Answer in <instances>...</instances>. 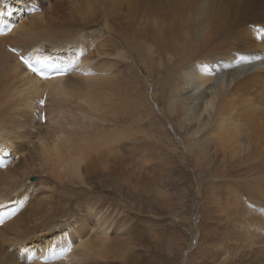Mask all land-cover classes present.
<instances>
[{
    "label": "bare ground",
    "instance_id": "1",
    "mask_svg": "<svg viewBox=\"0 0 264 264\" xmlns=\"http://www.w3.org/2000/svg\"><path fill=\"white\" fill-rule=\"evenodd\" d=\"M41 1L31 0L37 10L30 11L29 0H0L9 19L0 36V143L9 151L0 153V264L105 263L118 255L120 236L106 221L88 239L94 222L88 213L54 226L68 208V198L56 193L80 195L70 187L79 191L108 173L130 172L136 180L133 158L123 150L152 141L154 48L167 62L163 100L169 112L179 109L192 165L211 184L205 206L199 204L202 214H195V236L215 237L213 246L197 239L186 264H264V66L247 61L252 51L264 53V32L244 21L264 27V0H69L70 12L59 16L43 13ZM239 51L246 62L233 61ZM29 53L74 58L79 71L35 77L18 58ZM205 63L214 69L203 71ZM139 68L146 71L143 88ZM153 146L142 148L150 154ZM111 157L117 159L108 169L102 163ZM243 169L242 180L226 179ZM37 185L49 195L34 197ZM198 188L205 198L209 189ZM53 246L70 251L56 256L62 260L40 262Z\"/></svg>",
    "mask_w": 264,
    "mask_h": 264
},
{
    "label": "rangeland",
    "instance_id": "2",
    "mask_svg": "<svg viewBox=\"0 0 264 264\" xmlns=\"http://www.w3.org/2000/svg\"><path fill=\"white\" fill-rule=\"evenodd\" d=\"M72 4L69 0H42L41 11L43 13L54 11L59 16L60 13L62 15L69 13ZM89 33L90 31L86 35ZM152 57L154 71H151L150 81H148L151 84L148 116L149 128L153 125L152 141L137 142L135 150L132 148L123 150L125 153H130L129 156L133 158L136 180L129 175L130 172H124V175L120 172L113 173V175L108 173V177L99 178L94 183H86L85 187H79V191L70 187L74 192H80V195L68 192V189L56 193V195L68 198L66 200L68 208L63 207L58 212L54 226L61 225L67 219L74 220L82 213H88L94 222L88 225L89 231L84 234L85 239L93 238L103 221L111 226V232L115 229L113 236H120L117 243L119 252L111 259L113 262L89 263V260H85L78 264H186L191 256L195 257L193 251L198 243L197 239L202 246L209 245V248L213 246L215 237L211 236L213 239H209V237L195 236V225L199 226V222H196L197 217L199 218V214H202V212L198 213L199 204L202 202L205 206L211 192L208 174L202 180L199 179L200 171L193 167V159L185 148L186 130L179 122V109L169 112L168 103L163 100L165 96L163 76L167 65L164 53L154 48ZM139 69L137 71L140 75L138 84L143 88L146 71ZM203 90L209 92L208 87ZM250 97H255V90L250 92ZM225 100L228 99L225 98ZM14 102L15 107L19 109L20 102L18 100ZM222 111L226 112L227 109H222ZM210 112L212 113V110ZM207 114L204 112L203 116L206 117ZM152 142L154 146L150 154L145 153L142 145L150 147ZM120 144L121 142L119 146ZM113 159L117 157L109 158L106 164L102 163V165L104 167L107 165L109 169L108 166ZM143 160L145 163H142ZM246 172L245 169L232 172L226 179L242 180ZM45 180L44 176H39V181L44 182ZM133 181H135L134 184ZM153 181L156 182L155 185ZM234 181L231 182L240 185V182ZM129 183L133 185V190L128 187ZM203 185L209 191L206 197L201 199L198 187ZM47 195H49L48 187L37 185V191L33 196L45 198ZM80 201H82V206L78 204ZM257 210L261 211V209ZM211 223L216 225L213 221ZM209 260L205 259L208 264H212Z\"/></svg>",
    "mask_w": 264,
    "mask_h": 264
},
{
    "label": "snow or ice",
    "instance_id": "3",
    "mask_svg": "<svg viewBox=\"0 0 264 264\" xmlns=\"http://www.w3.org/2000/svg\"><path fill=\"white\" fill-rule=\"evenodd\" d=\"M36 9V4L31 3L29 0V10L34 11ZM5 15V12H0V16ZM7 15H11V12H7ZM10 30V29H9ZM248 57L240 56V60H246ZM22 62L27 66V68L34 74L41 78H52L54 76L66 75L69 70L77 64L76 59H69L67 61L57 60L50 55L37 54L35 56H21ZM205 71H208L206 65L201 66ZM46 99V98H45ZM45 99L38 101V104L42 107L45 103ZM41 119H45L43 115L40 116ZM63 251H70V248H64L57 252L56 247H50L47 250V255L50 258H55L58 254H62Z\"/></svg>",
    "mask_w": 264,
    "mask_h": 264
},
{
    "label": "clouds",
    "instance_id": "4",
    "mask_svg": "<svg viewBox=\"0 0 264 264\" xmlns=\"http://www.w3.org/2000/svg\"><path fill=\"white\" fill-rule=\"evenodd\" d=\"M193 66H194V64H193ZM202 69V68H201ZM203 71H205L204 69H202ZM216 74V73H215Z\"/></svg>",
    "mask_w": 264,
    "mask_h": 264
},
{
    "label": "water",
    "instance_id": "5",
    "mask_svg": "<svg viewBox=\"0 0 264 264\" xmlns=\"http://www.w3.org/2000/svg\"><path fill=\"white\" fill-rule=\"evenodd\" d=\"M32 179V178H31Z\"/></svg>",
    "mask_w": 264,
    "mask_h": 264
}]
</instances>
